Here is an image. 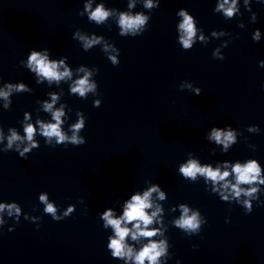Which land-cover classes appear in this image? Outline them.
Segmentation results:
<instances>
[{
	"label": "clouds",
	"instance_id": "clouds-1",
	"mask_svg": "<svg viewBox=\"0 0 264 264\" xmlns=\"http://www.w3.org/2000/svg\"><path fill=\"white\" fill-rule=\"evenodd\" d=\"M247 3V0H245ZM225 4H229V0H224V3L219 4L216 8V11H223L225 17H232L235 12L238 11L236 8V0H232L231 4L228 7H225ZM131 7V5H129ZM146 8L153 7L151 0H147L144 5ZM90 5H86L85 8H89ZM183 17V21L180 23L179 28L182 30L183 35L180 37V42L183 45L184 49H189L192 46L193 38L196 35V29L194 26V21L191 16H189L186 12L181 11L179 13ZM109 16V12L105 11L103 6H97V8L91 13L89 19L95 20L98 24L102 23ZM149 18L142 15L137 14L135 16H129L127 14L121 13L119 18V25L122 29L121 35L127 34L129 30H133L132 34L135 36L136 29H139L140 26L144 25ZM82 40H85L84 37H81ZM203 39V37H201ZM254 40H259V32L257 31L253 36ZM95 40H85V48L90 47ZM115 63V58H112ZM224 59V57H221ZM61 64L63 61L60 62ZM260 66L264 67V61H260ZM28 67L32 69V71L36 72L39 76L46 78L48 81H60L65 77H70V72L65 69L64 71H59V66L55 61H49L47 57V53L41 54L40 52L33 51L28 58ZM8 91L0 90V97L5 100L8 99V96L11 90L14 88L16 91H24L25 85H7ZM94 88V85H90L88 83L87 77L79 79L76 82V86L71 90L73 93H79L81 97L85 95L86 92L91 91ZM199 94V90H198ZM57 97L52 95V102L44 103V110L46 112H51L52 119L55 121L54 123H44L42 121H37L39 125L40 134L44 137L48 138L47 143H51V138H56L57 144H63L66 140L75 146H80L85 143V140L77 135L79 130L84 126L83 120H80L76 124L72 126L73 135L71 137L66 136L62 130L60 125L63 123L61 117L64 115L62 109H57L53 111V105L56 102ZM8 107V103L5 104V108ZM25 119H28L27 114L25 115ZM10 135L7 137V148L5 151L12 149V146L17 141H22L26 139L30 142L29 146L25 147L23 151H19V145H17V152L21 158H26V153H29L33 148H37L38 144L33 141V137L36 134V128L32 124H26L24 126L25 136L22 138L14 129H10ZM3 133L0 132V141L3 140ZM211 139H215L218 144H223L224 148L227 149L229 144L234 142V134L232 131L222 132L216 128H213ZM67 147V145H65ZM227 169V165L225 166ZM180 172L184 177H189L193 181L195 180L197 174L205 176L208 180L212 181L213 184H216L219 181H226V178L229 177L230 172L228 170L221 171L219 168L213 170L210 166L201 167L198 165L196 161H189L186 166H181ZM231 172L235 174L236 183L231 185L232 192L235 197H240L241 193L245 196H252L253 193L257 191V188L250 189H242L239 187L241 184H253L260 183L264 184V179H260V167L255 162V160L249 161L246 164L241 165L240 163L235 164ZM229 184L227 182L224 183L223 188L227 189ZM216 190L215 188L213 189ZM157 191V186H153L148 191H145L143 195L136 194L131 197V199L125 204L123 215L119 218H114L113 212L109 209L105 211L102 215V219L105 222L104 227L111 226L114 231V236L109 237V243L107 244V248L111 250V256L113 258H119L126 260L134 261V264H145V260L148 261V264H157L158 258L164 254L165 248L163 247V242L157 243L153 241L151 238L154 237L157 232L155 230H150L148 228L149 225L153 223V217L157 215V212L160 210L157 209L156 212H152L151 215L146 211L147 209L152 207L150 202V197L153 192ZM221 196L224 200H227L228 197L221 193ZM160 198H164L163 192L160 193ZM39 200L41 203L45 205L44 212L46 214H50L52 219L55 221H60L62 217L57 216V208L53 203L48 202V197L46 194H41L39 196ZM245 207L251 211L250 205L248 201H245ZM7 208L8 215L12 216L13 213L17 215L20 214V208L17 207L15 203L13 204H0V212H3ZM182 216L179 220L176 221V225L180 228L186 230H196L199 228V221L197 219L198 213H193L191 216H188V208L184 205H181ZM73 211L72 208H69L67 212L64 213V216H68L69 213ZM4 223L3 219L0 218V224ZM132 224V228L135 231H132L126 225ZM143 225V227H141ZM39 227V226H38ZM131 234V239L133 241L137 240L138 237L148 238V243L145 244L142 249L133 254V248L127 246L125 243L126 237ZM195 247V246H194Z\"/></svg>",
	"mask_w": 264,
	"mask_h": 264
}]
</instances>
